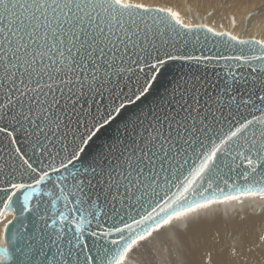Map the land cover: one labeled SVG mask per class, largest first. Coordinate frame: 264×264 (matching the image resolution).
Listing matches in <instances>:
<instances>
[{
  "label": "snow or ice",
  "instance_id": "6c2138e0",
  "mask_svg": "<svg viewBox=\"0 0 264 264\" xmlns=\"http://www.w3.org/2000/svg\"><path fill=\"white\" fill-rule=\"evenodd\" d=\"M150 11L132 0H0V122L4 123L0 133L14 141V133L23 130L37 162L33 166L31 157L25 159L26 153L15 150L23 160L22 177L13 182V173L8 181L10 189H3L10 191L3 207L7 210L13 197L27 207L49 183L59 189L64 210L57 216L61 228L55 236L56 264H130L133 249L174 222L187 220L214 203L244 195L264 197V186L237 189L238 195H225L223 189L213 187L222 158L241 156L252 172L264 167V94H257L255 100L251 94L244 99L236 77L232 85L224 86L222 95L215 97L195 81L178 85L167 106L154 110L151 119L137 118L124 125L125 138L109 149L115 163L104 157L107 171L104 161L95 167L76 168L75 162L83 161L98 135L123 116L126 104L140 101L153 87L145 81L137 91L126 95L119 85L122 74L140 61L154 60L153 70L165 64L149 51V47H156L155 36L149 38L137 22H145L144 13ZM156 11L166 13L183 29L193 28L172 9ZM195 27L238 40L207 25ZM251 43L261 45V55H165L196 63L242 61L256 74L252 79L262 81L264 92V40ZM253 60L261 63L253 65ZM156 79L155 75L151 77ZM105 90L109 92L107 104L85 108L81 103L86 97L102 100ZM257 102L262 107L256 108ZM226 106L230 120L223 115ZM241 107L249 110L251 118L240 112ZM252 109L261 115H255ZM222 119L228 120L227 130ZM57 144L68 154L60 159L58 167L54 163L43 166L45 157L54 160L60 156L59 151L52 152ZM236 148L245 149L248 155L240 151L233 156ZM69 165L72 170L67 175L61 173ZM49 169L58 173L55 180ZM81 171H90L91 177L81 178ZM69 177L73 181L70 187L66 183ZM101 194L104 206L98 204ZM105 218L113 221L106 228ZM65 225H74L69 229L71 239H66ZM8 232L5 226L0 233V264H32L31 238L12 231L9 239ZM114 234L117 238L110 239ZM88 237L93 238L91 247ZM65 242L66 249L62 247Z\"/></svg>",
  "mask_w": 264,
  "mask_h": 264
},
{
  "label": "water",
  "instance_id": "95a60500",
  "mask_svg": "<svg viewBox=\"0 0 264 264\" xmlns=\"http://www.w3.org/2000/svg\"><path fill=\"white\" fill-rule=\"evenodd\" d=\"M146 8L152 10L144 13V21L146 23L141 22L139 19L137 22L140 24L142 30L147 31L149 38L155 36L156 47L155 49L149 47V51L152 53V56L161 57L165 61V64L158 70H153L151 64L155 62L154 60L149 59L147 63L140 61L139 65L131 64L130 70L122 74L119 79V85L126 95L137 91L145 81L151 83L153 87L140 101H136L134 104H126L123 116L117 118L110 127H106L98 135V138L94 140L82 162H75L77 169L82 170L89 165L95 167L98 163L104 161L105 156H109V159L114 164L115 160L109 154V149L112 145H117L118 141L125 138L126 132L124 125L135 121L137 118L144 119L147 117V119H151L154 110L161 111L167 106L168 101L172 97L173 89L177 88L178 85L183 86L186 81L189 83L195 81L197 84L203 85L207 89V93L215 97L222 95L224 93V86L226 84L232 85L233 77H236L240 81L238 87L244 99H247L249 94H251L253 100H255L257 94H264V92H261L262 81L260 79L253 80L252 76L256 74L252 73L251 69L242 61L218 60L212 61L211 63H196L189 60H172L168 58V55H165V53H169L173 56L186 54L195 56L223 55L229 57L237 55L259 56L262 54L261 45L251 43L253 41H259L258 39H238L250 42L249 44L242 45L238 40H232L227 35H214L212 32L207 31L206 28L193 26L192 29H183L175 23V20L167 16L166 13L156 11L160 8ZM140 11L143 12V10ZM173 25L175 26V30H173ZM163 40H166L167 43H163ZM251 63L257 65L261 61L253 60ZM153 75L157 77L155 81L151 80ZM245 80L247 81L246 83L244 82ZM206 98L204 96V99ZM108 102L109 92L107 90H105L102 100L99 97L95 100L86 97L81 101V103L85 104V108L92 107L95 103L107 104ZM259 107H262V105L257 102L256 108ZM231 110L235 114V105L232 106ZM240 112L251 118L248 109L241 107ZM252 112L257 116L261 115L255 109H252ZM223 115L228 117L229 120L232 119L229 116L227 106L223 109ZM237 118L239 117L237 116ZM145 123H147V120H145ZM221 123L224 130H227L229 127L228 120L222 119ZM3 126L4 123L0 122V127ZM14 136L16 139L13 141L6 133H0V215L4 209V204L8 203L7 195L10 194V191L6 193L3 189H10L8 181L11 179L13 173L15 175L13 182H19L22 177V169L20 166L23 164V160L19 158V154L15 150L19 148L21 153H26L25 159L31 157L29 162L33 163V166H37L36 158L29 150V138L25 135L24 131L18 129L14 133ZM57 151L60 152V156H57L54 160L45 157L43 166L49 163H54L57 167L59 166L60 159L68 153L61 149L59 144L52 148L53 153ZM240 151H245V149L236 148L233 156H236V153ZM245 155H248L246 151ZM65 163H67L66 160ZM107 163V161H104L103 166L105 167V171H107ZM219 165V171L213 177V187L223 189L225 195H238L237 189H244L253 185L256 187L264 186V167H258L255 172H252L247 161L241 156H236L235 159L222 158L219 161ZM71 170L72 166L69 165L68 170L61 169V173L67 175V172ZM49 171L51 172L50 169ZM79 174L81 178L84 175L91 177L90 171L88 173L81 171ZM245 174H247V180L245 179ZM51 175L52 179L55 180L58 173L51 172ZM23 180L24 182H28L27 177H23ZM225 181H227V184H225ZM66 183L69 187L71 186L73 183L71 177H69ZM16 201L17 198L13 197V203L8 208L13 212L11 223L7 225L9 229L7 233L8 238H11L12 231L21 232L31 238L34 246V252L31 256L32 264H56L59 258L57 256L55 236L61 228L57 216L59 211L64 210L63 198L60 196L59 189L50 183L42 186L40 193L32 197L27 207L22 206V204ZM98 204L104 206L105 200L103 194L100 195ZM140 211L142 212L143 209H140ZM133 214L135 215V210ZM136 218L139 219V216L137 215ZM53 220L56 221L55 224H53ZM112 223L113 221L111 219L105 218L103 220L105 228ZM92 227L95 228V224ZM69 229H74V225H65L64 232L66 239H71L72 236ZM116 238L115 234L113 237H110V239ZM87 240L91 247L93 238L88 237ZM62 247L66 249L68 247L67 243L65 242Z\"/></svg>",
  "mask_w": 264,
  "mask_h": 264
},
{
  "label": "bare ground",
  "instance_id": "6f19581e",
  "mask_svg": "<svg viewBox=\"0 0 264 264\" xmlns=\"http://www.w3.org/2000/svg\"><path fill=\"white\" fill-rule=\"evenodd\" d=\"M132 2L146 7L167 4L186 22L198 19L215 30L233 35L245 32L248 38L264 40V0ZM257 199L214 203L187 220L174 222L133 249L130 264H264V199ZM1 214L3 233L13 212L3 209ZM136 253L141 254V260L135 261Z\"/></svg>",
  "mask_w": 264,
  "mask_h": 264
},
{
  "label": "rangeland",
  "instance_id": "374dc122",
  "mask_svg": "<svg viewBox=\"0 0 264 264\" xmlns=\"http://www.w3.org/2000/svg\"><path fill=\"white\" fill-rule=\"evenodd\" d=\"M168 6H169V5H167V4H162V5L160 4V6L157 5V4H156V5H155V4H151V5H148L147 7L169 8V9H172V10L174 11L173 8L168 7ZM181 20L183 21L184 24H189V25H193V26L205 25L204 23H200V22L198 21V19L193 20V21L191 20L190 22H186L187 19H181ZM208 27H210V26H208ZM212 29H213V28H212ZM214 31H215V32H225V33L228 32L227 30H215V29H214ZM228 33H230V32H228ZM243 33H245V32H243ZM243 33H242V34H241V33H238L237 35H233V34H232V35L238 37V39H249V38H250V37L248 38V36H246V33H245V34H243ZM238 35H239V36H238ZM252 38H253V37H252ZM241 198H252V199H254V198L257 199V198H258L259 200L264 199V197H260V196H258V195H257V197H256V196L244 195V196H241L239 199H241ZM239 199H238V200H239ZM258 199H257V200H258ZM233 200H236V199H233ZM233 200H227V201H224V202L233 201ZM221 203H223V202H221ZM5 212H9V211H5ZM5 212L3 213L2 219L4 218ZM1 215H2V214H1ZM10 220H11V219H10ZM10 220H9V221H10ZM9 221H8V222H9ZM8 222H7V223H8ZM135 259H136L135 261H137V260H141V254H137V253H136V258H135Z\"/></svg>",
  "mask_w": 264,
  "mask_h": 264
}]
</instances>
